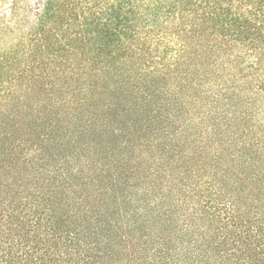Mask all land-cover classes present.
I'll return each instance as SVG.
<instances>
[{"label": "trees", "instance_id": "16d2710c", "mask_svg": "<svg viewBox=\"0 0 264 264\" xmlns=\"http://www.w3.org/2000/svg\"><path fill=\"white\" fill-rule=\"evenodd\" d=\"M0 264H264V0H0Z\"/></svg>", "mask_w": 264, "mask_h": 264}, {"label": "rangeland", "instance_id": "374dc122", "mask_svg": "<svg viewBox=\"0 0 264 264\" xmlns=\"http://www.w3.org/2000/svg\"><path fill=\"white\" fill-rule=\"evenodd\" d=\"M6 4H7V3H2L1 6L4 7V8H8Z\"/></svg>", "mask_w": 264, "mask_h": 264}]
</instances>
